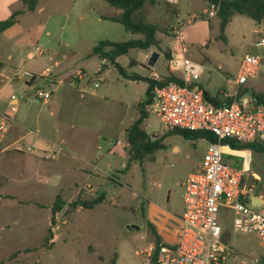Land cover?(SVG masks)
<instances>
[{
	"label": "rangeland",
	"instance_id": "374dc122",
	"mask_svg": "<svg viewBox=\"0 0 264 264\" xmlns=\"http://www.w3.org/2000/svg\"><path fill=\"white\" fill-rule=\"evenodd\" d=\"M208 4V0H180L179 5L166 0L146 3L134 19L157 26L159 46L130 50L117 59L119 66L128 76H167L170 59L165 53L181 57L173 28L190 15L202 16ZM120 13L103 0H39L36 10L19 17V24L3 36L11 39L15 55L24 56L23 69L29 70L27 64L32 61L41 68L51 67L53 75L62 66L54 62L71 55L67 65L72 64L73 73L79 71L85 77L69 101L67 84L40 87L53 94L48 105L37 98V86L25 93L34 112H40L39 124L18 128L19 135L29 137L27 143H21L25 154L0 155V264H143L140 253L148 242L159 238L169 246L179 244L184 183L199 170L209 143L169 132L148 112L144 129L161 147L143 161L132 157L127 129L139 118L138 104L146 100L148 83L125 78L112 63L92 52L103 40L144 38L114 21ZM260 27L264 32V20L258 24L236 14L225 29L226 41L220 38L218 17L198 18L187 27L186 56L203 67L200 84L211 97L236 90L234 82L246 55H261L262 62L255 77L241 87V97L264 95ZM28 50L35 54L40 50L43 56L34 54L28 60ZM154 52L160 57L150 67ZM21 92L16 90L22 98ZM25 108L21 101L17 116ZM34 137H48L61 147L38 140L37 147L26 150ZM230 150L223 155L225 162L241 165L243 159ZM235 153L246 157L249 168L243 184L264 200V153L251 151L249 167L248 152ZM27 159H37L33 160L36 165ZM57 198L61 208L52 224ZM96 198L102 201L91 209L71 204ZM219 223L228 244L238 253L227 264H262L264 245L259 238L234 233L229 213H221Z\"/></svg>",
	"mask_w": 264,
	"mask_h": 264
},
{
	"label": "built area",
	"instance_id": "2783aa9c",
	"mask_svg": "<svg viewBox=\"0 0 264 264\" xmlns=\"http://www.w3.org/2000/svg\"><path fill=\"white\" fill-rule=\"evenodd\" d=\"M166 2L179 5L180 0ZM219 9L220 0L209 2L202 16L193 14L177 22L172 33L179 45L181 57L178 60L172 56L169 74L177 77L181 83L170 82L163 87H156L149 106V112L168 131L208 132L217 137V142H208L199 170L190 174L184 183L179 244L169 246L159 241L148 242L140 253L143 264H227L229 260L237 259L238 253L228 244L226 232L219 223L221 213L231 214L234 233L253 235L264 245V200L262 196L254 194L252 187L243 184L244 174L249 169L246 167V157L233 150L230 154L242 158V166L227 164L223 156L224 148L231 147L222 144L225 140H233L239 144L258 143L264 146V105L255 104L252 98L239 97L241 87L257 74L262 56H245L234 82L236 92L228 97L232 101L218 105L205 97V91L199 84L203 67L186 56L184 32L187 27L198 18H216ZM261 30L258 32L259 45L264 47V32ZM36 54L43 56L40 50ZM51 75V67L45 68L40 75L21 68L15 78L27 79L30 83ZM83 77L85 74H77L78 80ZM153 79L158 80L159 77ZM36 95L41 101H48L52 97L51 92L40 87L36 88ZM11 98L15 99V96ZM13 122L12 114L0 112V144L6 139ZM243 151L248 152L249 167L251 152ZM254 197L260 199L256 205L252 204Z\"/></svg>",
	"mask_w": 264,
	"mask_h": 264
},
{
	"label": "trees",
	"instance_id": "16d2710c",
	"mask_svg": "<svg viewBox=\"0 0 264 264\" xmlns=\"http://www.w3.org/2000/svg\"><path fill=\"white\" fill-rule=\"evenodd\" d=\"M108 3L111 7L121 10V13L114 19V21L120 22L126 31L133 34L142 35L143 39H133L125 42H114L110 40H103L93 48L92 52L94 55L99 56L102 60L112 63L125 78L130 80H144L148 83L146 91V100L138 104L139 118L127 129V139L131 146V155L136 160L143 161L149 156L152 151L160 148L161 145L157 140L152 141L151 136L144 129L145 120L149 116V106L153 101L154 90L156 87H163L170 82L181 83L180 80L172 74L161 77L158 80L149 77H141L138 75H126L123 68L117 63V59L123 55L129 53L133 49H148L150 47H158L159 41L156 37L158 28L156 25L145 22L143 19H134V14L141 10L146 3L155 4L160 0H103ZM209 2H215L218 0H208ZM25 9L22 11L14 12L8 19L0 21V33L14 26L18 21V16L24 12H33L36 10L39 0H22ZM240 14L249 17L256 23L260 24L264 20V0H220V9L217 17L220 21V38L226 41L225 29L228 24L232 21L234 15ZM168 59H172V54L165 53ZM134 63V61H131ZM2 65L0 63V69ZM205 97L213 104L216 103V98H209L207 92ZM241 97V94H239ZM252 99L255 104L264 105L263 94H252ZM232 101V99H227ZM170 132V131H169ZM173 134H178L188 140L204 139L208 142H217V137L208 132L200 131H188L175 129L172 130ZM223 145H229L232 150L243 151L249 150L255 153H264V146L258 143L251 144H239L233 140H225L222 142ZM2 144H0V151L2 150ZM237 167H241L240 163H237ZM244 181V179H243ZM102 200L96 198L92 201L89 200H77L72 204V207H83L91 209L96 204H99ZM60 202V198H57L56 205L52 208V224L55 222V215L58 213L57 209L61 208V205L57 204ZM159 241V238L156 240ZM160 242V241H159ZM112 264H115L113 262ZM264 264V259L262 261Z\"/></svg>",
	"mask_w": 264,
	"mask_h": 264
},
{
	"label": "crops",
	"instance_id": "0c3cea01",
	"mask_svg": "<svg viewBox=\"0 0 264 264\" xmlns=\"http://www.w3.org/2000/svg\"><path fill=\"white\" fill-rule=\"evenodd\" d=\"M25 9V6L22 2V0H0V21L6 20L8 19L14 12L16 11H22ZM29 12H24L23 14L18 16V21L17 23L12 26L11 28L7 29L4 32L0 33V63L2 65L1 69H0V112L3 113H9L12 114L14 122L12 123V126L10 128V131L5 139V141L2 144V150L0 151V155L5 154V153H11L12 151L15 152L17 155H11V156H18V155H22L25 154L24 149H25V145L21 143L28 142L29 137H26L27 135H19L18 133V128H26L28 126V124H33V126H37V124H39V113L40 112H34V105H32L29 101L30 98L29 96H25V93L27 92V90L29 89V87L31 86H37V87H43V86H51V85H56L57 87L62 85V84H67L68 86L65 92V96L66 99L69 101V99L71 97L74 96V90H78V87L81 83L82 80H78L77 79V74L79 73V71L74 74L72 71L73 70V65H67V62L70 61V58H72L73 56L68 55L66 56L64 59L62 60H56L54 62V64H57L58 66L62 65L60 67V70L56 73H54L53 75H51L50 77H44V78H37L35 81L28 83L27 79H17L15 78L18 69H21L22 67L26 66L25 63V58L24 56H18L15 55L12 51V46H11V39L5 38L3 36H5V34H7L10 30H12L13 28H15L18 24H19V17L21 16H25L26 14H28ZM261 28V27H260ZM259 28V30H260ZM20 46H24L22 44H20ZM28 47V46H27ZM34 54L33 52H31L30 50H28L27 54H26V58L28 60H32V58H34ZM41 57V56H40ZM32 62V61H31ZM28 63L27 65H29V70L32 71L33 73L40 75L41 72L47 68H41V66L36 63ZM156 74V73H154ZM154 74L152 75L151 78H153ZM68 75V76H67ZM67 76V77H65ZM200 84V81H199ZM202 86V84H200ZM236 86V85H235ZM203 88V86H202ZM20 89L22 98L19 97L16 94V90ZM203 90L205 92H207V94L209 95V98H213L211 97L210 93L203 88ZM236 92V90H234L232 93L227 94L222 92L223 96L222 97H215L216 98V103L218 104H222L224 102H227V99H230L228 97H230L231 95H233ZM52 93V92H51ZM240 94H242L241 90H240ZM15 96V99H12L11 97ZM53 96V94H52ZM81 98H84V95L81 94L80 95ZM100 100L101 99H106L105 97H99ZM60 100V98H59ZM21 101L23 102V105L26 107L25 112L20 114L19 116H17L18 113V106L20 105ZM40 102L43 105H48L50 103V101H41ZM15 109V110H13ZM31 113L32 115V121L31 123H29V117H31ZM31 132V130H30ZM100 138H104V137H96V139H100ZM38 140H41L43 142H48L51 143L54 146H58L61 147V145L56 144L55 142L51 141L50 138L48 137H34L30 142V146H28L26 148V150H29V148H32L34 145L37 147L38 145ZM15 147V149H14ZM230 150V149H229ZM231 151V150H230ZM110 152H115L114 149H111ZM28 161H37V159H27ZM35 161H33L35 163ZM33 163V164H34ZM36 165V163H35ZM256 177L259 178V176L257 174H255ZM8 197V195H5L4 198ZM1 199V196H0ZM160 242H162L159 239ZM163 243V242H162Z\"/></svg>",
	"mask_w": 264,
	"mask_h": 264
},
{
	"label": "water",
	"instance_id": "95a60500",
	"mask_svg": "<svg viewBox=\"0 0 264 264\" xmlns=\"http://www.w3.org/2000/svg\"><path fill=\"white\" fill-rule=\"evenodd\" d=\"M160 57V54L158 52H154L152 54V56L149 59L148 65L150 67H153L155 65V63L157 62L158 58ZM227 105H229V103H227ZM260 202V199H258V197H254L252 199V204L256 205V203L258 204Z\"/></svg>",
	"mask_w": 264,
	"mask_h": 264
},
{
	"label": "bare ground",
	"instance_id": "6f19581e",
	"mask_svg": "<svg viewBox=\"0 0 264 264\" xmlns=\"http://www.w3.org/2000/svg\"><path fill=\"white\" fill-rule=\"evenodd\" d=\"M227 148H224V150L226 151Z\"/></svg>",
	"mask_w": 264,
	"mask_h": 264
}]
</instances>
